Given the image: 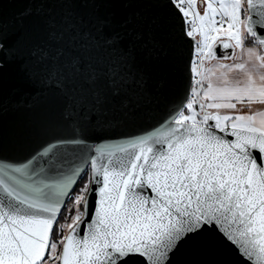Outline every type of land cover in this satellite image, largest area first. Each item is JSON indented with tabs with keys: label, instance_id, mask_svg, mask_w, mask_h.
I'll list each match as a JSON object with an SVG mask.
<instances>
[{
	"label": "snow or ice",
	"instance_id": "snow-or-ice-1",
	"mask_svg": "<svg viewBox=\"0 0 264 264\" xmlns=\"http://www.w3.org/2000/svg\"><path fill=\"white\" fill-rule=\"evenodd\" d=\"M0 264H264V0H0Z\"/></svg>",
	"mask_w": 264,
	"mask_h": 264
},
{
	"label": "water",
	"instance_id": "water-1",
	"mask_svg": "<svg viewBox=\"0 0 264 264\" xmlns=\"http://www.w3.org/2000/svg\"><path fill=\"white\" fill-rule=\"evenodd\" d=\"M221 51H222V50L218 48V49H217V55H220Z\"/></svg>",
	"mask_w": 264,
	"mask_h": 264
},
{
	"label": "crops",
	"instance_id": "crops-1",
	"mask_svg": "<svg viewBox=\"0 0 264 264\" xmlns=\"http://www.w3.org/2000/svg\"><path fill=\"white\" fill-rule=\"evenodd\" d=\"M256 107H259V106H256Z\"/></svg>",
	"mask_w": 264,
	"mask_h": 264
}]
</instances>
